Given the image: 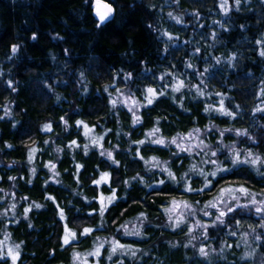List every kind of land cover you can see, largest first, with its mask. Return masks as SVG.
I'll return each mask as SVG.
<instances>
[{
  "label": "clouds",
  "instance_id": "obj_1",
  "mask_svg": "<svg viewBox=\"0 0 264 264\" xmlns=\"http://www.w3.org/2000/svg\"><path fill=\"white\" fill-rule=\"evenodd\" d=\"M5 6L0 264L9 245L15 264H100L102 245L103 264H264V0H111L103 20L93 0Z\"/></svg>",
  "mask_w": 264,
  "mask_h": 264
},
{
  "label": "trees",
  "instance_id": "obj_2",
  "mask_svg": "<svg viewBox=\"0 0 264 264\" xmlns=\"http://www.w3.org/2000/svg\"><path fill=\"white\" fill-rule=\"evenodd\" d=\"M62 2H63V0H49L51 10L48 13V15H51L52 18H55V16L57 14H60L61 13V3ZM101 2H103V3H111V0H101ZM0 14L6 16V20L8 22H15V21H18L20 19L19 12L13 13L11 10L7 9V7L5 6V0H0ZM141 39L143 40V36H141ZM41 43H43V40L41 41ZM144 44L147 45V41L146 40H144ZM34 46L35 47H40L39 45H34ZM253 55H255V53H253ZM60 114H62V113H60ZM33 115H35V113H33ZM184 118L185 117H182V119H184ZM73 119H75V117H73ZM188 119L190 120V117H188ZM200 119H201V121H203L204 117L201 116ZM2 127L4 129L3 133H0V135H2V138L4 140L12 139L13 135H12V133L10 131V127L8 125H2ZM0 142H2V140H0ZM7 154L9 156L16 157V158H23L24 156H26V152H25V150L23 148H20L19 150L14 151V152H7ZM38 158H39V154H38ZM68 163H70V161L65 159V161L61 165V167L67 166ZM94 163H95V155H93L92 159L89 161V166L93 165ZM8 174H11V172H9ZM24 174H25V176H27V171L26 170L24 171ZM82 175H83V173H82ZM66 179H71V176L70 175L67 176ZM245 179H248V178L244 177L242 175H230V176H227V177L224 178V180H226V181L245 180ZM220 183H224V181H220ZM252 183L255 184L256 189L264 188V182H257L255 180H253ZM7 184H8V181H7V177L5 176V179L2 182V184H0V186H7ZM245 185L248 187L247 184H245ZM22 188H23V191L26 194L30 193V192H33L36 195H39L41 197L43 196V193L40 192V190H39V182H37V186L35 188H33V186H24V185H22ZM101 190L105 191V192L107 191V189L105 187H103V186L101 187ZM161 203H166V201L164 200L163 196L157 198V205H159ZM93 207H99V204L96 203V204L93 205ZM123 207H126V205L121 206L118 209H115L114 215L111 218L115 219L119 215V212L123 210ZM89 211H91V209H89ZM153 211H159V208L154 206L153 207ZM95 215L96 214L94 213L93 216H95ZM48 216H49L48 213H45L42 216V219L45 221V223L48 220ZM97 219H98V217H97ZM57 220H58L59 223H64V222L59 221V218H57ZM101 231H103V230H101ZM58 234L61 235V236L64 235L63 228L60 229ZM44 235H47V232H45ZM122 242H124V241H122ZM56 255L59 257L62 254L57 253ZM35 264H39V260H37L35 262ZM53 264H58V261H53Z\"/></svg>",
  "mask_w": 264,
  "mask_h": 264
},
{
  "label": "snow or ice",
  "instance_id": "obj_3",
  "mask_svg": "<svg viewBox=\"0 0 264 264\" xmlns=\"http://www.w3.org/2000/svg\"><path fill=\"white\" fill-rule=\"evenodd\" d=\"M93 7L95 9V12H96V15L101 19L103 20L104 18H106L107 15L110 14V11H111V3H101V0H93ZM261 96L264 97V90H261ZM264 110V109H262ZM84 128L85 130H87L88 128V125L85 124L84 125ZM188 139H192V137H189ZM38 158V155L37 157ZM264 167V166H262ZM99 183H103V181H99ZM228 187L230 189H240L242 191H244L245 193H248L250 191V189H248V187L245 185V184H241V185H232V184H229ZM100 197H101V202H102V198L104 196V192L101 191L99 193ZM226 195V193L224 194ZM223 199H224V196L222 195L221 196V202H223ZM253 203H259V198L256 197L254 200H253ZM180 207V204L179 203H176V207L175 209H173L174 212H176ZM258 211L260 212H264V205H262ZM59 212L62 213L63 212V209H59ZM96 214V208H93L92 209V212L90 213V215H93V214ZM70 228L68 226L67 223L64 224V235L62 236V240L64 243L66 244H70L71 243V237L68 235V233L70 232ZM95 232V229H88V228H85L84 229V234L85 235H88L90 233H94ZM118 243L120 244H123L122 241H118ZM101 253L99 254V259H100V264H103V252H106L107 251V248H105L103 245L101 246ZM8 254L9 256L11 257L12 261H13V264H15V261L17 260V257H18V253L14 252L13 251V248L11 245L8 246ZM93 255L95 256L96 254L93 253ZM82 264H91V261L88 259V257H85L84 260L82 261Z\"/></svg>",
  "mask_w": 264,
  "mask_h": 264
},
{
  "label": "water",
  "instance_id": "obj_4",
  "mask_svg": "<svg viewBox=\"0 0 264 264\" xmlns=\"http://www.w3.org/2000/svg\"><path fill=\"white\" fill-rule=\"evenodd\" d=\"M101 3H103V2H101Z\"/></svg>",
  "mask_w": 264,
  "mask_h": 264
}]
</instances>
